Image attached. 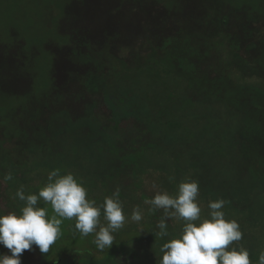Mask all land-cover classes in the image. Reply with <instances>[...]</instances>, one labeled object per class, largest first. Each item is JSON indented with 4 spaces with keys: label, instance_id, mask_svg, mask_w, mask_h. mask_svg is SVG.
Masks as SVG:
<instances>
[{
    "label": "trees",
    "instance_id": "trees-1",
    "mask_svg": "<svg viewBox=\"0 0 264 264\" xmlns=\"http://www.w3.org/2000/svg\"><path fill=\"white\" fill-rule=\"evenodd\" d=\"M61 8L63 42L47 47L46 70L17 35L0 42L5 209L19 213L17 189L38 195L54 169L82 180L97 206L119 187L126 218L154 197L147 180L175 195L190 176L199 197L225 201L226 220L242 217V239L229 247L242 245L259 264L264 0H66ZM147 205V219L117 230L104 250L95 233L83 237L75 218L64 219L48 253L37 249L39 264H159L160 248L185 222L166 220L161 238L164 210ZM37 206L53 214L42 198Z\"/></svg>",
    "mask_w": 264,
    "mask_h": 264
},
{
    "label": "clouds",
    "instance_id": "clouds-1",
    "mask_svg": "<svg viewBox=\"0 0 264 264\" xmlns=\"http://www.w3.org/2000/svg\"><path fill=\"white\" fill-rule=\"evenodd\" d=\"M12 178L11 173L4 176L5 181ZM47 181L38 195H25L22 186L17 189L15 198L25 202L19 213H0V246L9 250L0 253V264H22L25 251L38 249L41 254L48 253L61 235L60 226L64 219L75 218V229L83 237L95 233L94 244L99 250L110 248L114 241L113 233L124 226L126 217L119 199V187L97 206L94 200L86 198L83 181L73 173L61 175L60 169H54L49 172ZM198 194V181L186 179L179 183L175 195L158 191L146 201L153 209L164 210V218L157 225V236L163 238L168 235L166 220L175 218L185 222L180 237L170 239L160 248L162 257L159 264H251L246 248L242 245L229 247L242 239V232L236 220H226L222 211L223 199L210 201L209 218H204L198 225L194 223L201 219ZM41 198L51 205L54 215L50 218L45 208L37 206ZM101 211L107 221L106 226L100 225ZM131 220H142L139 207L133 209ZM259 264H264V251L259 255Z\"/></svg>",
    "mask_w": 264,
    "mask_h": 264
},
{
    "label": "rangeland",
    "instance_id": "rangeland-1",
    "mask_svg": "<svg viewBox=\"0 0 264 264\" xmlns=\"http://www.w3.org/2000/svg\"><path fill=\"white\" fill-rule=\"evenodd\" d=\"M66 0H0V42H5L17 35L24 40L26 45L36 47L37 59L36 62L41 67L50 64L51 58L48 53V46L59 44L62 41L61 30L59 29V21L62 14V3ZM44 81L38 88H43ZM42 90V89H41ZM190 176H186V180ZM146 192L149 195H155L158 192L155 184L150 180L146 182ZM210 200L197 197L198 206L201 208V219L196 222H201L204 218H209L210 209L208 208ZM143 203L139 209L142 212V220L134 222L131 220V215L126 218L125 224L121 229L139 226L147 219V205ZM4 201L0 200V208L5 210V215L8 211L4 207ZM52 209L50 210V212ZM223 211V210H222ZM54 215V212L53 214ZM51 215V216H52ZM59 218V217H58ZM227 220H236L242 222V217L239 215H231ZM106 226L107 221L100 224ZM119 229V230H121ZM98 230V229H97ZM257 242L263 243L264 246V231H256ZM260 243V244H261ZM9 250L0 246V253H7ZM22 264H39V256L37 250L25 251L23 253Z\"/></svg>",
    "mask_w": 264,
    "mask_h": 264
}]
</instances>
